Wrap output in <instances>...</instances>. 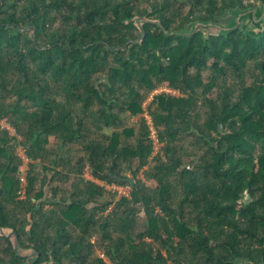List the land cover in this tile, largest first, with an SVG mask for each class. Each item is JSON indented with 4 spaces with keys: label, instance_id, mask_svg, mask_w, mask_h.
<instances>
[{
    "label": "trees",
    "instance_id": "obj_1",
    "mask_svg": "<svg viewBox=\"0 0 264 264\" xmlns=\"http://www.w3.org/2000/svg\"><path fill=\"white\" fill-rule=\"evenodd\" d=\"M145 1L144 8L138 0H0V52L10 53L5 64L0 62V92H16L14 102L7 104H3L6 95L0 93V119L14 116L13 127L22 136L17 140L0 129V242L6 246L0 250V264H108L95 255L90 240L103 217L100 212L113 204L102 203L108 193L104 185L77 176L79 182L58 198L59 203L45 208L42 201L43 186L48 181L62 184L71 172L56 161V151L83 141L76 173L89 162L94 177L132 187L130 198L123 194L101 226L98 250L111 263L264 264V33L236 26L235 18L228 27L206 36L201 29H186L189 23L214 21L224 12L234 17L253 4ZM187 5L189 10L183 13ZM208 61L220 75L231 73L241 88L232 100L205 98L208 110L199 122L195 94H207L215 83L201 81ZM249 62L255 68L253 81L247 83L244 71ZM101 70L108 73L105 85L92 81ZM8 71L22 77V85L12 84ZM50 78L60 100L69 98L60 93H70L86 108L98 106L92 112L99 118V130L101 123L111 127L123 120L116 109L133 116L145 112L143 100L159 84L188 91L160 92L150 104L165 159L154 154L145 116L135 144L121 145L123 139L136 137L132 126L115 130L104 149L89 140L94 124H84V115L74 123L73 107L60 108L44 98L52 94ZM30 106L33 110L28 111ZM189 131L205 145L200 173L183 165L174 145L180 134ZM51 135L55 149L47 148ZM16 143L29 159L50 162L33 196L38 179L31 169L24 176L25 199L20 201L16 198L22 191L18 174L22 159L13 151ZM151 156L157 162L147 174L157 182L155 188L141 179L130 182L121 174L120 160L135 176ZM51 193L57 197L65 191L56 186ZM19 204H25L23 220L14 216ZM142 213L145 229L136 233L135 221Z\"/></svg>",
    "mask_w": 264,
    "mask_h": 264
},
{
    "label": "rangeland",
    "instance_id": "obj_2",
    "mask_svg": "<svg viewBox=\"0 0 264 264\" xmlns=\"http://www.w3.org/2000/svg\"><path fill=\"white\" fill-rule=\"evenodd\" d=\"M248 3H252L253 5L250 6V8H257L259 1L258 0H249ZM137 4H139L141 7H147L148 3L145 0H138ZM189 5H187L182 12L186 13L189 10ZM142 9V8H141ZM232 20H234V17H232V13L231 12H224L222 13L220 16L216 17L214 21H209L207 23H201V22H192L187 24L186 29L189 32H192L194 30L197 29H201V31L203 32V34L206 36V34L209 33H216L218 32L219 29L228 27V24H232L234 22H232ZM241 23L242 21L239 20L236 24V26L241 27ZM26 30H29L28 28H26ZM28 36L31 34L30 31L27 32ZM173 43H175V41L173 40ZM10 53L8 52L7 49H3L0 52V62L1 64H5L6 62V57H10L9 56ZM255 68V63L254 62H249L246 69H245V77L244 80L245 82L249 83L251 81H253V73H252V69ZM7 77H9L11 80H13L12 84L14 83H18L19 85H22L23 83V78L20 77L17 73H12L11 71H8L6 73ZM108 73L107 71H99L97 74H95L92 78V81L96 84H104L105 85L108 82L107 79ZM200 77H201V81L203 84H207L208 82L214 80V85L212 86L211 90L207 93V94H202V93H196L195 94V103H196V109L199 112V122H202L203 119L206 116V112L208 110V107L204 104L205 98H209L212 102L213 101H217V100H221L224 96H228L227 99L232 100L234 98H236V96H238L239 91H240V83H236L235 78L231 75V73H227L224 75H220L216 70H214L211 66V62L208 61L207 64L202 68V71L200 73ZM135 86H137V81L135 80ZM50 83L52 86V94H50L49 96H45L44 98L49 99L50 102H53L54 100V104L55 106H59L60 108L62 106H66V107H73L71 109L74 110V114H75V122L74 123H78L80 122L78 119L84 115V121L83 123L86 124L87 126H91L92 124H94V131L92 133V135L88 138L89 140L92 139L94 140V143H100L101 145H103V149L108 146V144L111 142V135L115 130L121 131L124 127H135V131H136V137L134 138H129L128 140L125 141V139H123V144L124 145L125 142L127 143H132L135 144L136 140L139 138V134L141 133V120L143 118V116L147 115L149 118L151 117L150 113H149V107L150 104L152 103V100L154 98V96L160 92H166L167 90H170L168 92H170L171 94L174 95H186L188 93V91L183 92L180 91L178 89L175 88H170L165 86L164 84H159L157 86V88H155L154 90H152L151 92H149V94L147 95V97L143 100V106L145 108V112H143L142 114L139 115H130L129 112L127 111H122L120 109H116L114 112L118 113L119 116L121 118H123V120L121 121L120 119H118L117 121V125L115 126H105L103 123H101V125H103V127L101 128V130H99L98 125V116L97 114H93V109L98 108V106H91L86 108L84 105L83 101H79V99L75 98L74 96H72V94L70 93H60L62 94V97L66 96L69 97L68 99H61L59 98V94L55 93V89H57V87H55L56 82L53 80V78H50ZM198 90H201V87L198 88ZM128 89H124L122 92H126L127 93ZM1 94L6 95L5 96V103L3 104H7L10 102H14V100L16 99V92H11L9 95L5 94V91L2 90L0 92ZM121 92H118V94H120ZM125 94V93H123ZM124 96V95H123ZM127 97V96H126ZM60 100V103L57 104L56 101ZM23 103V101H22ZM155 105H151V109L154 110ZM28 111L33 110V108L27 107ZM93 111V112H92ZM13 120H15V117L12 116L11 114H9L8 116L0 119V129L5 128V126H7L8 132L9 134H11L12 136L14 135L16 137V139L20 140L22 138V136L20 135L19 132L16 131V129H14L13 127ZM18 121L20 122V120L18 119ZM157 130V134H155V138L152 137V133L149 134V137L152 139L153 144H154V154L156 155V153L161 154L160 157L164 160L165 159V155L163 154V145L164 143L162 141L159 140L158 137V129ZM10 135V136H11ZM88 140V141H89ZM55 142V141H54ZM86 142V141H85ZM57 144V143H55ZM84 144V141L79 144V143H74L73 146L72 144L70 145L71 148L73 149H78V151H74L73 154H69V156H71V162H67L68 164L65 165L67 166V169H70L71 172L69 175V178L65 180L64 183L59 184L61 181H52L49 182L43 186L45 195L42 198V201L45 202V208L50 207V203L52 202H58L59 203V199L60 197H65L66 195H68V193L72 192V185L74 184V182H79V180H77V176H81L84 180H87L85 174H87V176L92 175L93 172V167L90 166V163H86L83 168L81 173H76V172H80L78 170H76L75 168H78L79 165H76V163H78V160L81 158V156L83 155V151H80L81 145ZM50 143L48 144L47 148H51L50 147ZM173 144H171L170 146H172ZM174 145L176 146L178 155L181 157L182 161H183V165L186 166L187 168L190 169H195L197 172H201L200 168V164L202 162V160H200V156L203 153V143L194 135L192 134L190 131L189 132H185L179 135L178 139L174 142ZM13 151L18 154L20 156V154L24 155V149L23 146L21 144H15L13 145ZM153 154V155H154ZM26 156V154L24 155ZM153 156H151V161L148 165H145L142 169H140V171L134 176V174L132 173L131 170L125 168L126 164L124 161L120 160L119 163L122 164L119 168L121 170V174H123L124 176H127L129 181H135V179H141L142 181L145 182V184L151 188H155L157 186V182L150 178L147 174V170L150 168V166L152 167L154 164H156L157 159L156 158H152ZM28 160L26 162H22L19 164V172L18 174L20 175V177H26V175H28L29 170H32V174L36 175V179L37 182L34 184L33 190L31 191V195L33 196L34 192L37 191V189L40 187L41 185V181H44V177L45 174L47 172V168H45L44 166H49L50 162H49V158H46L44 160H41V162L39 160H33V159H29V157H27ZM137 163V161H135V164ZM134 164V165H135ZM124 167V168H123ZM48 173H50V170H48ZM47 176H50V174H47ZM135 177V178H134ZM47 178V177H46ZM103 184L104 187L108 190V193H106L103 198H102V203L105 201H111L113 202V204L106 209L104 212H100V216H103L100 220V224H98L96 227H94V231L95 233L93 234V236H91L90 240L92 241V243L95 245V255L98 256L105 260L108 264H113L109 261L108 258H106L104 256V254L98 250V246L101 239V235H102V223L104 222V218L110 213V211L114 208V204L121 198V196H123V194H125V196L128 195V197L130 198V191L132 189V187L129 184H124V183H117V182H108L106 180H102L99 179ZM109 185H116L119 187L118 190H113L109 188ZM58 186L59 188H62L65 191V194H58L57 197L52 196L51 193V188L52 187H56ZM81 186H83V182L81 181ZM59 198V199H58ZM22 199H25V193H18L16 200L20 201ZM245 199H247V195H245ZM24 206L25 204H19V206L17 207L18 209L14 210V216L16 219H20L23 220L24 217H26V215L24 214ZM51 208H53L51 206ZM61 209V207H60ZM59 208H57V212H58ZM143 217V218H142ZM142 217L136 218L135 221V231L137 232H142L145 229V215L144 213H142ZM99 218V215H98ZM145 221V222H144ZM119 234H115V236H118ZM10 237V234H9ZM8 237V238H9ZM6 246L3 242H0V250L4 249ZM15 249L17 248L16 245L14 244ZM30 253V252H29ZM27 258L30 259V254L27 255ZM46 264V263H44ZM47 264H53L51 261H48Z\"/></svg>",
    "mask_w": 264,
    "mask_h": 264
},
{
    "label": "water",
    "instance_id": "obj_3",
    "mask_svg": "<svg viewBox=\"0 0 264 264\" xmlns=\"http://www.w3.org/2000/svg\"><path fill=\"white\" fill-rule=\"evenodd\" d=\"M235 23L242 21L241 26L251 33H264V4L259 2L257 8H249L245 11H237L234 14ZM130 182H133L130 180Z\"/></svg>",
    "mask_w": 264,
    "mask_h": 264
},
{
    "label": "crops",
    "instance_id": "obj_4",
    "mask_svg": "<svg viewBox=\"0 0 264 264\" xmlns=\"http://www.w3.org/2000/svg\"><path fill=\"white\" fill-rule=\"evenodd\" d=\"M54 141H55V137L53 135L49 136V143L51 144L50 145L51 149H55L56 148V144H55ZM70 145L71 144H66L60 149V151H56V153H55L56 157H57L56 161H61L62 163H64V165H67L68 164L67 162H71V156H69V154H73L74 151H78V149H73V148L70 147ZM72 146H73V144H72ZM55 167L58 170L61 169L60 166H55ZM85 176H86L87 179H90V180H92V181H94V182H96L98 184H101V185L103 184L99 180V178L94 177V175L87 176V174H85Z\"/></svg>",
    "mask_w": 264,
    "mask_h": 264
},
{
    "label": "built area",
    "instance_id": "obj_5",
    "mask_svg": "<svg viewBox=\"0 0 264 264\" xmlns=\"http://www.w3.org/2000/svg\"><path fill=\"white\" fill-rule=\"evenodd\" d=\"M168 91H170V90H167L166 92H168ZM145 117H146L148 125H149L150 133H152V137L155 138L156 137L155 134H157V130L155 129V126H154V124L152 122V118L151 117L149 118L147 115H145ZM5 129L8 130L9 128L7 126H5ZM24 155H25V152H24ZM24 155L20 154V157H21L23 163L28 160L27 156H24ZM20 180H21V185H22L21 193L24 194V186L26 184L25 177H21ZM102 185H104V184H102ZM109 188L113 189V190H118L119 189V187L116 186V185H109Z\"/></svg>",
    "mask_w": 264,
    "mask_h": 264
}]
</instances>
